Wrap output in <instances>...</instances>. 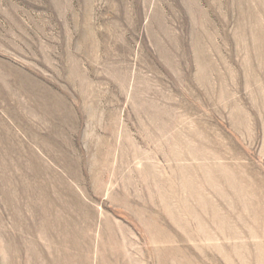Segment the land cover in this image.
<instances>
[{
  "label": "rangeland",
  "instance_id": "1",
  "mask_svg": "<svg viewBox=\"0 0 264 264\" xmlns=\"http://www.w3.org/2000/svg\"><path fill=\"white\" fill-rule=\"evenodd\" d=\"M0 264H264V0H0Z\"/></svg>",
  "mask_w": 264,
  "mask_h": 264
}]
</instances>
